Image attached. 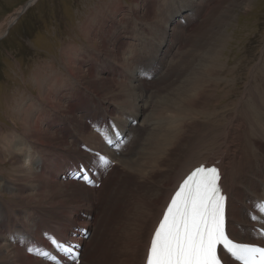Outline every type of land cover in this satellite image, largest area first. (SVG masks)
I'll use <instances>...</instances> for the list:
<instances>
[{"label": "bare ground", "instance_id": "bare-ground-1", "mask_svg": "<svg viewBox=\"0 0 264 264\" xmlns=\"http://www.w3.org/2000/svg\"><path fill=\"white\" fill-rule=\"evenodd\" d=\"M36 1L33 0V4ZM199 1L204 6L197 13L192 6L200 5ZM220 1L222 0L186 1V8L181 9L179 14L180 19H187V23L184 22L182 26L177 21L175 27L180 39L169 38L163 42L171 43L174 40L171 47L175 46V49L167 47L164 53L156 52L157 59L166 60V64H162L161 68L166 72L167 78L173 75L174 81H178L176 76L179 75L176 72L181 73L182 70L178 71V67L180 63L183 64L178 53H181L180 49L188 46L193 33L188 34L187 42L185 34L191 31L196 33L202 25L199 22V16L209 9L208 6L216 7ZM214 8L209 10L215 11ZM194 13L196 17L191 19L193 17L191 14ZM19 14L20 12L16 15L17 19L20 17ZM196 21L200 25L195 29L196 25L192 27V24H196L194 23ZM104 34L103 51L107 54L103 53L108 59L101 63L102 56L99 59V56L92 55L88 67L89 74L85 76L82 66H78L81 64L79 60L77 59L76 64L75 57L68 55V61L63 60V62L69 81L64 78L65 75L61 71L51 79L53 85L46 76L36 79L38 83L36 85H39L42 90L37 99L40 103L44 100L46 108H35L37 105L34 99L36 98L24 99L20 95L23 93L19 92L17 113L21 122H19L20 126L16 123L14 128L21 129V132L15 130V135H10V130L0 132V136L5 135V138L0 140V161L4 164L10 157L8 160L12 166L10 172L14 175L8 176L15 186V188L3 187L9 191V199H5L4 192L0 195L2 198L0 201V264H49L38 257L37 247L44 244L48 247V239L54 232H57L60 238H65L74 232L73 228L77 227L93 229H90L91 237L86 241L82 260V264H91L98 253L99 239L102 238L100 230L106 229L108 215L105 195L113 189L111 187L121 173L133 175L136 181L145 184L141 190L137 182L136 188L137 193L144 191L145 193L138 194L137 198L134 197L137 199L138 206L140 204V210L132 215L133 228L131 232H128L126 239V241L133 239V242L129 248L122 247L123 251L127 250V255L120 256L119 261H126L128 264H146L154 230L180 182L195 167L215 163L222 167V183L230 196L229 232L238 242L250 243L254 240L253 243L264 244V240L259 238L258 233L255 236L251 230L256 223L264 225L260 210V204L264 201V100L262 105L261 92H258L260 83H264V65L261 64L257 72L251 74L255 81L248 82L247 92L237 103H233L234 108L227 110L231 104L224 107V115L221 116L219 106H216L218 113L214 115L215 118L211 117L212 121L207 122L209 125L206 124V130L194 140L192 133L196 132L198 120L203 116L208 117L205 113L209 110L210 102L216 97L213 94L216 88L221 87L220 83L223 80L221 75H226L228 70L234 76L235 68H228L231 66L229 61L226 66L224 62L218 61L220 57H216L215 53L210 56L207 53L201 61L199 59L201 64L205 63V72L202 71L204 74L197 75L199 67L196 66L186 76L188 81L195 80L193 84L178 86L175 89L177 91L175 98L171 99V103L175 102V104L161 108L164 103V98L161 96L164 93L160 84L166 77L158 75L157 71L160 70H156L155 67H152L153 70L144 67L145 70L142 69L137 74L139 78L141 77L140 80L133 74H128L127 82L122 80L123 77L116 79L115 68L110 65H114L112 61L114 60L117 65H122L127 70L128 67H124L123 64V55L121 56L118 52L124 48L125 42L117 40L116 37L113 45L115 42L117 45L109 47L107 41L114 35L111 29ZM150 38V36L145 38L147 43L151 41ZM93 48L99 49L95 45ZM216 50L214 48L213 51L216 52ZM133 57L135 59L134 54L127 56V59L130 60ZM140 57L142 59L148 57L146 48L143 46L140 47ZM169 57L174 60L170 61L167 59ZM106 60L111 61V64ZM98 63H104V65L100 68L97 67ZM123 74V71L119 73V75ZM118 85L123 91H118ZM147 88L151 89L149 95ZM209 91L213 95L210 99ZM261 91L264 95V88ZM65 92L70 98L64 106L61 104V97ZM86 92L91 93V96L87 97ZM107 93L108 98H103L102 96ZM228 93H230L229 90ZM111 95L114 97L113 101L117 99L120 101L122 108H112L109 99ZM246 95H249L252 101L249 108L244 106ZM104 105H106L104 110L106 115L102 117ZM33 108L37 114L43 110H50L43 122L45 128L41 126L36 116L29 121L25 120V117L31 115L30 111ZM113 110L122 112V119L114 121ZM256 110L258 112L263 110V112H260V117L257 116L258 122L255 124V119L251 117ZM241 114H244L247 122H243L246 119H242ZM167 115L174 120L168 119ZM144 116L147 117L142 122ZM50 120L58 121L54 124ZM60 124L63 126L60 127ZM94 128L102 130L106 136L94 133ZM16 133H20L23 137L17 138ZM74 133L78 136L71 140L70 136ZM108 142L110 145H107ZM88 148L110 156L116 163L115 167H110L106 172L104 183L99 190H94L87 185L82 176L81 180H67L65 177L66 169L74 163H83L91 167L93 176L96 177L93 183L102 177L104 166L94 155L86 151ZM32 152L42 155L34 164L30 159ZM133 154L136 155L135 158L130 157ZM48 156H51V159H48ZM54 161L59 166L61 164V167ZM63 176L64 178L60 181ZM249 177L251 180H248ZM0 178L2 180L5 177L0 175ZM251 194L259 198L252 199ZM257 203L259 204L258 217L251 215ZM42 207L52 208L49 211L42 209L39 214L38 209ZM144 231H148V235L136 241L135 239H138L141 236L140 233ZM7 233L9 235H6ZM29 247L36 248V251L28 252ZM119 261L118 263L122 264ZM230 264L234 263L230 262Z\"/></svg>", "mask_w": 264, "mask_h": 264}, {"label": "rangeland", "instance_id": "rangeland-1", "mask_svg": "<svg viewBox=\"0 0 264 264\" xmlns=\"http://www.w3.org/2000/svg\"><path fill=\"white\" fill-rule=\"evenodd\" d=\"M31 1L0 0V132L1 130H10V135H15V130L21 132V129L14 128L16 123L19 124L21 122L18 119L19 114L17 113L19 92L24 94H20L24 99L27 97H31L32 99L36 98L34 99L37 105L35 108H46L45 101L41 100L42 105L37 99L42 90L39 85H36L38 84L36 83V79H40L41 76H46L48 81L53 85L51 79L54 78L56 73L61 71L65 75L64 78L69 81V76L64 70L63 62V60L65 62L68 61V55L75 57L76 64L77 59L79 60L81 64H78V66L81 65L83 72H85L84 75L88 76V67L92 55L99 56V59L102 56L101 63L105 59H108L107 55H105L107 53L103 51L102 37L105 35V31L109 29H111L114 35V37L110 36L107 41L109 47H112L114 44L113 40L116 37L117 40L125 42L124 48H121L118 52L121 56L123 55V64L124 67H128L127 70L122 65H117L114 60H112L114 65H110L115 68L116 79L123 77L122 80L127 82L129 79L128 74H133L140 80L141 77L139 78L137 74L144 67L148 70L152 67L160 70L157 71V74L166 77L160 84L162 93H164L161 96V98H164V106L161 105V108H165V106L171 107L175 104V102L171 103V99L175 98L174 96L177 94L175 89L178 86H191L193 84L195 80L188 81L186 76L196 66L199 67L197 75L204 74L205 63L201 64L200 61L203 57H206L207 53L209 56L215 53L216 57H220L218 61L224 62L225 66L229 61L231 66H228V68H235L236 73H234V76L224 68L227 71L226 75H221V80H223L220 86L222 88H216L215 94H213L216 97L210 102L209 110L205 113L208 117L203 116L198 120V125H196L197 128L195 129L196 132L192 133L194 140L198 139L204 130H206L207 122L212 121L211 117L218 113L216 106H219L221 116L224 115V107L231 104L227 110L234 108L233 103H237L247 92L246 85L248 82L250 80L255 81L251 74H255L261 64L264 65V0H224V2L222 0L216 7L214 5L208 6L209 9L215 7V11L206 9V12L199 16V22L202 24L201 27L196 33L191 31L184 36L187 42L188 34L193 33L190 36L192 42L189 39L188 46L180 49L181 53H178L180 60L183 61V64L180 63L178 67V71L182 70L181 73L176 72L179 76H176L174 72L178 81H174L173 75L167 78L166 72L161 68L162 64H166V60L157 59L156 52L164 53L167 47L172 48L171 46L174 40L180 39L175 30L176 22H180L183 26L187 23V19H180L181 15L179 12L181 9L186 8V1L195 2L196 0H37L17 19L16 15ZM199 2L201 3L200 5L192 6L197 13L204 6L201 1ZM191 15L193 16L191 19L196 17V13ZM194 23L196 24H192L193 26H191L194 27L196 25V29L200 24H197V21ZM157 29L159 30L158 32L155 31ZM147 36L151 37L149 43L145 39ZM169 38L174 39L171 41L172 44L163 43ZM93 44L99 49L93 48ZM116 45L117 43L115 42L113 46ZM142 46L146 48V56H148L145 59L140 57V47ZM214 48L217 49L216 52L213 51ZM172 49H175V46ZM111 51L113 50L111 49ZM132 53L135 59L133 57L128 60L127 56H133ZM167 59H170V61L174 60L170 57ZM106 61L111 64V61ZM103 65L104 63H98L97 67L101 68ZM122 71L124 74L119 75ZM171 78L173 80H170ZM164 83H166L165 87L163 86ZM262 85L264 86V83H260L258 92H261L260 99L263 105L264 95L261 89L264 87H261ZM119 87L120 85L117 86L118 91H123L122 87ZM225 88L227 89L225 90ZM150 90L147 88L148 95L150 94ZM228 90L230 93H228ZM210 93L209 99L213 96L212 92ZM66 95H68L67 92L61 97V104L64 106L70 98V96ZM107 95L108 93L102 97L106 99L109 96ZM117 95L121 94L117 93ZM86 96H91V93L86 92ZM109 99L112 108H122L118 99L117 101H113L114 97L112 95ZM245 102L244 106L249 108V104L252 102L249 95L245 96ZM104 106L102 109V117L106 115L104 113L106 105ZM263 110H259V112L256 110L254 116L251 117L255 119V124L258 122L260 112H263ZM49 111L47 109L37 114L33 108L30 111L31 115L25 117V120L29 121L36 116V119L42 124L41 126L45 128L46 126L43 122ZM112 115L114 121L122 119V112L113 110ZM241 115L242 119L245 120L246 117L244 114ZM146 117L144 116L142 118V122L144 118L146 120ZM168 119L172 120L173 118L168 117ZM50 121L56 124L58 120ZM243 122H247V119ZM61 126L63 124H60ZM97 130V128H94L93 132L98 134ZM16 136L17 138L23 137L20 133H16ZM76 136L78 134L74 133L70 136V139L77 138ZM1 138H5V135L3 137L0 136V140ZM39 156L42 155L32 152L30 156L32 164L40 160ZM51 156H48V159H51ZM135 156L133 154L130 157L135 158ZM9 158L6 159L4 164L0 161V175L6 178V180L5 178L2 180L0 178V195L2 194L1 192L6 193L5 199H9L10 195L8 193L9 191L3 187L10 186L15 188L8 176L13 177L14 175L13 172H10L12 166L8 161ZM45 159L47 160L46 157ZM56 164L58 165V163ZM75 164L78 163L72 165ZM59 167H61V164ZM121 175L122 173L116 178L117 180L113 184L114 186L111 187L114 190L111 189L108 194H104L107 201L106 211L108 219L105 223L106 229L100 230L102 238L99 239L98 253L95 255V259L91 264H119V257H125L127 255V250L123 251L122 247L126 246L129 248L132 245L133 239L126 241L128 232H131L133 228L131 218L133 213L135 214V212L140 210V204L138 206L136 201L138 194L144 195L145 191L140 193L136 192L138 181H136L133 175H128L127 173ZM63 178L64 176L60 178V181ZM248 180H251V178L249 177ZM138 185H140L139 188L141 190L145 187V184H141L140 182H138ZM1 200L2 198L0 197ZM51 208L42 207L38 209V212L40 214L42 209L49 211ZM128 214L130 215L128 216ZM43 225L46 226V224ZM6 235H9V233ZM140 235L138 239H135L136 241L140 240L144 235H148V231L141 232ZM121 263L128 264L126 261Z\"/></svg>", "mask_w": 264, "mask_h": 264}, {"label": "snow or ice", "instance_id": "snow-or-ice-1", "mask_svg": "<svg viewBox=\"0 0 264 264\" xmlns=\"http://www.w3.org/2000/svg\"><path fill=\"white\" fill-rule=\"evenodd\" d=\"M100 160L109 164L104 157ZM82 179L92 184L87 174ZM221 180L216 166H200L183 181L151 238L146 264H222L220 246L240 264H264V248L233 243L228 238V198ZM27 251L31 253L33 249L29 247ZM63 251L79 264L80 257L71 247ZM37 255L48 257L47 253Z\"/></svg>", "mask_w": 264, "mask_h": 264}, {"label": "water", "instance_id": "water-1", "mask_svg": "<svg viewBox=\"0 0 264 264\" xmlns=\"http://www.w3.org/2000/svg\"><path fill=\"white\" fill-rule=\"evenodd\" d=\"M32 5H33V0L30 3H28V5L23 10L20 11L19 15L21 16Z\"/></svg>", "mask_w": 264, "mask_h": 264}]
</instances>
